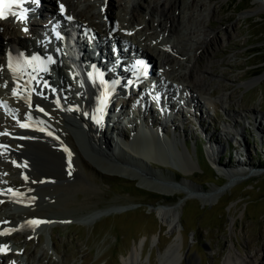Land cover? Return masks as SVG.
Returning <instances> with one entry per match:
<instances>
[{"label": "rangeland", "instance_id": "rangeland-1", "mask_svg": "<svg viewBox=\"0 0 264 264\" xmlns=\"http://www.w3.org/2000/svg\"><path fill=\"white\" fill-rule=\"evenodd\" d=\"M109 1L112 7L105 21L113 19L111 14L120 13V3L124 4L120 0ZM153 1L156 0H144L142 4L147 6ZM189 1L179 0L182 6ZM97 2L94 1L95 10L106 14L107 9L102 10ZM200 2L219 11L214 19H208L209 27L216 32L215 38L218 37L217 43L207 47L212 61L209 85L213 106H207L206 113L202 112L204 107H196L201 113L197 118L187 108L182 109L181 116L169 115L166 122L156 112H149L146 117L127 112L129 116H123L111 131V137H107V145H112V149L113 145L117 146L109 157L104 152L93 151L81 132L77 131L81 145L75 139L76 132L69 133L73 148L82 158L74 179L83 186L68 194L69 200L67 197L59 201L68 200L60 207V213L70 215L47 221L41 228L47 226L34 235L9 239L10 260L16 257L25 264H122L133 248L139 250L141 246L138 264H159L160 255L177 242L182 257L176 264H226L230 252L241 260L264 264V11H253L254 0ZM138 13L140 19L146 16L142 10ZM122 14L125 21H132V14ZM230 27H233L232 36L226 39L223 33ZM198 64L201 68L205 64L202 55ZM222 97H228L227 104L219 101ZM228 114L239 118L232 119ZM137 120H142L140 126L135 123ZM156 122L163 132L154 159L144 160L142 169L121 161L134 154L130 146L136 142L139 130L143 127L152 130ZM233 123L241 136L225 137L224 125ZM166 135L176 138L177 144L165 146ZM212 143L221 145L215 153L222 166L229 171L242 168L248 172L230 179L214 171L204 154L205 149L210 159L208 145ZM185 147L188 159L177 151L182 152ZM111 162H119L115 169L131 171L140 178L125 171L107 173L108 167L113 168L109 166ZM196 163L198 169L193 167ZM12 164L6 159L0 167L3 180H15V185L24 183L18 173L7 168L13 167ZM140 179L174 185L180 192L163 196L142 188L138 184ZM230 180L234 183L229 185ZM53 183L51 187L56 186V181ZM211 190L215 191L214 196L206 197L212 194ZM45 195L47 205L58 203L51 191ZM178 203L181 226L170 233L159 221L156 209H169ZM1 204L0 201V219L1 214L11 212L4 207L10 204ZM18 211L17 214H22V209ZM13 262L14 259L10 263Z\"/></svg>", "mask_w": 264, "mask_h": 264}, {"label": "bare ground", "instance_id": "bare-ground-1", "mask_svg": "<svg viewBox=\"0 0 264 264\" xmlns=\"http://www.w3.org/2000/svg\"><path fill=\"white\" fill-rule=\"evenodd\" d=\"M48 1V4L58 11L56 14L53 13L55 18L60 19L58 14L63 12L73 18L72 25L74 27L78 29L89 28L90 34L94 35L100 42L106 43V46L109 43H113L120 51L122 47L119 46V43H124V45L128 46L127 48L124 47L123 51H120L121 54L125 53L132 56V54L138 52L147 60L150 66L154 65V77L147 81V86H149V91L150 89L155 90L157 94L149 98L145 97L138 103L136 99L141 92L136 86H132L128 93L129 95L123 98V105L126 107L124 110L125 115H127V112H136L143 116L149 112H154L158 107V103H161L163 99L169 103L175 97L174 93H177V95L185 94L182 106L189 107L192 103L191 109L195 118L201 115L199 113L200 108L213 104L209 85L212 77V61L207 47L217 43L218 38H215L216 32L209 27L210 20H208L214 19L219 12L214 6L200 2V0H190L185 6H182L179 0H156L147 4V6L142 4L144 0H120V2L124 1V4L120 3V13L111 14L113 19L105 21V16L109 10L111 12L110 8L112 7L109 0L107 4L105 0L97 2V5L99 4L100 7H103L102 10L107 9L104 15L102 14L103 11L97 12L95 10L94 1L97 0ZM254 1L256 7L253 11H264V0ZM141 10L146 14L143 19H140L138 13ZM27 12L24 10V13ZM123 12L132 14V21H125L122 18ZM42 22L44 24L45 21L43 20ZM23 27L27 28L26 32L22 30ZM120 30H123V32H120ZM232 30L233 27H230L224 31L223 34L226 39L232 36ZM38 33L39 30L31 19L25 20L21 24L11 20L0 21V167L8 159L10 163H14V167L7 168L25 176L23 179L24 183L19 184L21 185L20 188L14 189L11 185H15V180L5 181L3 180V175H0V196L10 197V190H18L20 195L14 199L19 198L22 201H30L38 197L37 203L31 204V207L22 208V214H17L19 210L1 215H3L4 222L14 221L15 225L20 223L19 227H31V224H36L35 229L38 228L37 230L41 229L47 221H56L62 219L63 216L69 217L70 214L68 212L60 213V207L68 203V194H72L71 192H74L77 188L83 187L82 184L76 183L74 179L77 172L79 173L80 171L82 158L79 152L73 148L68 137L69 133L76 132L77 137L76 133H74L75 139L81 145L82 139L77 131L81 132L88 142L92 144V150L96 151L97 154L104 152L109 157L110 154L115 152L113 150L114 145L113 149L111 148L112 145L109 143L107 145V136L105 135V130L101 129V123L99 127H94L95 125L90 120L89 115L84 113V102L82 100L75 99L74 102L76 104H74L75 108L73 111L63 115L61 112L53 110L54 103L52 98L48 95L47 90L38 84H36L33 91L32 101L25 100L27 94L24 85L25 77L21 76L23 71H18L19 66L16 65L18 60L14 56L15 53L22 51L21 42L36 38ZM201 55L205 58V64L202 68L198 64ZM73 65L75 66L76 63ZM67 70L71 71L69 67H67ZM159 91L160 96L158 95ZM227 98L222 97L219 101L227 104ZM72 99L70 97V101ZM179 100L177 99V104L175 103L176 108L172 106L177 115L183 109ZM77 106L79 109H77ZM196 107H200L198 112ZM120 109L122 110V107ZM119 112L120 110L118 109L115 115L117 116ZM228 115L232 119L239 118V115ZM158 127L156 130L161 133L163 128L161 126ZM234 127L235 123L231 126L224 125L225 137L230 136V129L241 136V131L239 133V130ZM39 128L43 130L38 131ZM49 130L55 131L57 137L63 139L71 151H65L54 143V139L47 135ZM148 131L145 128V131L135 137L136 142L130 146L134 154L129 155V159H122L121 161L134 164L142 169L144 160H150L154 157L153 154H156L157 142H159V134L155 130H150L149 133ZM175 144H177V140L174 137L164 141L165 146L173 147ZM208 146L211 151L210 161L220 175L232 179L248 172L242 168L229 171L227 167L219 163L218 154L215 153V150H219L221 145L212 143ZM104 148L106 150H103ZM177 151L178 154H182L187 159L189 158L186 147L182 152ZM69 164L72 165L69 166ZM109 166L113 168L104 169L107 173H113L115 170L125 171L129 172L128 174H132L134 178H140L136 177L131 171L121 170L120 168L115 169L116 166H119V162H111ZM193 167L198 169L197 163ZM178 169L184 172L183 169L179 167ZM55 181L56 186L51 187ZM232 183L234 181L230 180L227 184L230 185ZM138 184L142 188L163 196L180 192L177 186H163L154 182L146 183L143 179H140ZM47 191L52 192L58 203L50 204L49 202L48 205L45 203ZM193 191H196V189ZM209 193L213 195L209 194L206 197L214 196L215 191L211 190ZM67 197V201L59 203V201L65 200L64 198ZM51 199L53 198L51 197ZM22 203L11 201L8 206L12 207ZM180 207L181 204L178 203L169 209L161 207L156 209L159 221L168 227L170 233H173L181 226L180 213L177 210ZM180 235L182 237L181 232ZM179 247L180 244L177 242L169 245L167 250L160 255L159 264H176L182 257ZM141 248V246L139 250L133 248L128 257L122 260V264H138ZM10 261L8 255H0V264H8ZM226 264H257V261H244L234 257L230 252L226 259Z\"/></svg>", "mask_w": 264, "mask_h": 264}, {"label": "snow or ice", "instance_id": "snow-or-ice-1", "mask_svg": "<svg viewBox=\"0 0 264 264\" xmlns=\"http://www.w3.org/2000/svg\"><path fill=\"white\" fill-rule=\"evenodd\" d=\"M13 6H14L13 3L9 2V0H0V20L7 19L6 13H8V12H10L11 16H13V17H15L17 15L16 12H11V9ZM19 18L21 20L24 19V17L22 15ZM100 111L102 112V108L100 109ZM96 122L101 123V120L97 119ZM34 223H36V222H34Z\"/></svg>", "mask_w": 264, "mask_h": 264}, {"label": "trees", "instance_id": "trees-1", "mask_svg": "<svg viewBox=\"0 0 264 264\" xmlns=\"http://www.w3.org/2000/svg\"><path fill=\"white\" fill-rule=\"evenodd\" d=\"M161 230H163V229H161Z\"/></svg>", "mask_w": 264, "mask_h": 264}]
</instances>
